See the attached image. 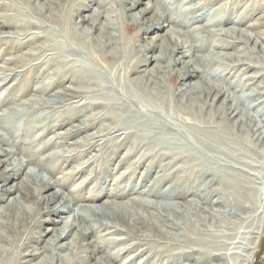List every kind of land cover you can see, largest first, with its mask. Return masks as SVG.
<instances>
[{
	"label": "bare ground",
	"instance_id": "1",
	"mask_svg": "<svg viewBox=\"0 0 264 264\" xmlns=\"http://www.w3.org/2000/svg\"><path fill=\"white\" fill-rule=\"evenodd\" d=\"M37 1L0 0V41L4 42L5 54L12 55L18 50L17 47L34 44L41 35L30 31L33 28L49 29L50 18L54 19V15L57 18L58 1L62 0H49L52 3L49 5L38 4ZM219 1L224 4L212 8ZM241 1L66 0V24L60 20L56 22L61 24L59 38L66 41V69L54 71L57 80L50 79L30 91L36 99L19 103L21 111L10 108L13 110L0 115V123L8 121L5 125L0 124V205L4 204L0 206V216L6 218H0V229L5 231L4 234L0 233V264H86L90 260L94 264H110L105 261L107 257L97 260L95 255L106 246L126 244L127 239L88 242V238L99 230L105 231V235H126L139 242L113 252L114 258L132 254V261L142 256H145L144 261H149L156 256L157 263L165 258L167 264H177L181 260H192L197 253L199 257L195 264L227 260L229 264L251 262L263 235L264 188L249 185V182L241 179L242 176L245 179L251 176L246 171L248 169L245 170L248 166L241 152L248 149L244 144V134L251 141H257V145L264 141V123L251 113V107L255 104L246 105L242 97L235 96L232 90H250L246 100L264 95V45L261 44L264 43V31L254 37L227 26L230 23L237 26L243 22L246 12L251 16L261 12L263 15L250 27L264 28V4L244 10L243 17L240 15L236 22L232 21L231 10L237 9ZM46 20L50 22L48 26ZM3 22H8V26H3ZM193 25L198 27L194 28ZM8 27L19 28L20 31L12 35L8 31L3 32ZM129 30H135V33L133 40L126 42L125 35ZM54 39L51 42L55 43ZM51 42L38 46L36 52L19 53L7 59L4 65H14L16 69L28 67L29 75L37 78L39 73H34V66L29 61L43 60L49 65L52 57L48 58L46 53L55 51L58 48L55 45L59 46ZM250 44L251 49H248ZM258 46L261 50H257ZM235 49L246 51H241L242 55L240 51L233 54ZM2 53L4 51L0 55ZM254 59L258 65H255ZM237 67L244 74L255 71L241 79L251 83L245 84L240 79L234 82L233 87L232 84L221 83ZM5 68L0 67V89L8 84L3 80L14 75V70ZM64 71L66 84L70 87L51 95L52 87L61 85L58 76L64 77ZM250 85H254V88ZM13 89H18L17 84L14 83L5 95L0 96V108L11 106V103L4 105V101ZM50 95L61 99L38 100ZM65 96L66 100L63 98ZM78 98L77 103L84 102L77 106L66 104V110H61V113L69 116L64 118L67 119L66 124L73 121H77V124L59 129V134L47 140V127H54L57 123L41 116L36 117L35 121L31 120L37 112L32 103L38 105V110L47 108L49 114L64 106L65 101ZM218 102L219 105H216ZM262 102L264 97L256 105ZM260 109L264 110V107ZM125 113L132 114L129 115V122H118L117 118ZM81 116L84 119L78 121ZM139 117L144 121L151 118L167 122L173 118L180 119L184 130L178 131L176 136L181 137L183 142L167 136L161 129L140 133L133 126ZM106 122L108 124L105 125ZM96 125L100 126L95 128ZM4 133L8 140L3 137ZM11 138L25 139L20 143L31 147L38 143L40 147L33 154L43 156L32 157L25 162L16 159L18 151L23 155L28 152L18 149L17 144L11 148ZM69 140L73 142L67 145ZM63 146L66 149L62 151L59 148ZM57 149L62 152H51ZM182 155H186L187 161L184 162L203 168L200 178L210 176L209 185H216L209 191L205 187L202 191L205 194H196L197 199L208 204L207 209L191 202L186 206L176 203L174 207H158L157 203L146 200L168 197V192H172L175 199L184 196L182 183H175L164 192L160 190L166 181L179 173L180 168L173 166L182 161L178 159ZM99 157H103L99 165L101 168L98 171L93 169V177H87L81 183L82 187L76 186L69 191L71 203L86 200L94 205L71 210V203L61 191L64 184L76 182L79 176L94 168ZM74 159L83 160L79 169L65 173L62 180L49 181V176L63 171ZM166 159L169 162L159 167L161 175L155 176L150 186L142 190L128 187L127 192H119L120 186L132 181L143 166L146 168L140 171L141 183L151 175L160 160ZM112 161L116 162V167L115 172L113 170L111 173H117L128 165L125 172H121V177L115 178L114 187L104 193V197L110 198V201L102 203L103 195L94 197L91 193L86 198H77L86 189L95 188L98 184L96 180L101 175H107L105 166ZM232 163L241 167L235 168L236 165ZM31 164L45 172L48 178L44 179L31 170L25 171ZM230 171L238 172L241 178L230 175L236 180H221ZM10 180L16 183L9 185L7 182ZM53 187L58 190L52 191ZM219 195L221 197H216ZM126 197H129L128 203L120 202ZM186 210L197 217L200 214L215 221L216 225L207 227L204 234L217 242L187 236H183L185 241L181 240L182 244L176 241L179 235L172 232L184 228L177 220L182 219L181 215ZM169 212L173 213L170 215ZM50 216L55 219L51 220ZM43 225L52 227L44 229L42 234ZM129 226L132 230H128ZM159 227L172 232L162 234ZM231 258L234 259L232 262Z\"/></svg>",
	"mask_w": 264,
	"mask_h": 264
},
{
	"label": "rangeland",
	"instance_id": "2",
	"mask_svg": "<svg viewBox=\"0 0 264 264\" xmlns=\"http://www.w3.org/2000/svg\"><path fill=\"white\" fill-rule=\"evenodd\" d=\"M63 1H65V4L64 5H63ZM126 1L129 2V0H126ZM37 3L38 4H46V5L52 4L51 1L49 2V0H38ZM58 3L59 4L57 5V7H58L57 18L55 19V15H54V19H53V17H52V19L50 18V20H49L51 22V24H49V27L50 28L47 29L48 28L47 27V28L44 29V27H43L40 30L38 28H33L34 30H31L30 31V33H34L35 32L36 34H40L41 35V37L38 38V39H36L37 41L34 44H32L31 46H29V47L25 46L24 48L23 47H19V48L17 47V49H18L17 51H15L12 55H8V54H5L4 44H2L4 42L0 41V52H3L4 51V53H2L0 55V67H5L6 66L7 69L14 70V75H15V72H17V75H15V76L14 75L12 76L11 75V72H10V75H11L9 77L10 79L8 78V79H4L3 80V81H7L8 84L5 85L4 87H2L0 89V96L2 97L3 95H5L6 92L8 91V88L10 86H12L14 83L17 84V86H18V89H13L10 92V94L7 96V98H5L6 100L4 101L5 102L4 105L5 104L8 105L9 103H11V106H7V108L2 106V108H0V115L5 114L7 111H9L10 108H15V111H21L22 110V107L18 105L19 103H22V102L29 103L28 101H31V99L32 100H35L36 99V97H33L30 94V91H32L33 89H35L37 86L41 85L42 83L44 84L45 82L49 81L50 79L57 80V77H55L53 75L54 71H56V70L59 71L61 69L64 70V68L66 69V48H64V46H66L64 42H66V41H63V39H60L59 38V36H60L59 33L61 32V24L60 25L59 24H56V22L59 21V20L61 22H63L62 24H66V0H62V2L58 1ZM222 4H224V3L221 2V1L215 2L213 4L212 8L219 7ZM260 4L263 5L264 4V1H262V0H243V1H241L239 3V7L237 9L235 8L234 10H231L232 17L230 19H232V21H235L236 22L238 20V17L240 15L242 17L244 15L245 20L243 22L237 24V26H235V25L233 26L230 23V24H228L227 27H234L237 30H239L240 32H243L244 34H249V35L251 34L254 37H258L257 34L260 33V32H262V31H264V28L261 26L259 28L252 29L250 26L252 24H254L256 22L257 18L259 16L263 15V14H261V12H258L255 15H252L251 16L246 11H245L246 12L245 13L244 10H249V9L255 8V6L260 5ZM141 7H143V6H140L139 8H141ZM243 13H245V14H243ZM207 18L208 17L204 18V21ZM50 22H48L46 20L45 21V24L48 26V23H50ZM7 23L8 22H3L2 25L5 26V25H7ZM197 27H198V25H195L194 26V28H197ZM4 30L5 31H3V30L2 31L3 32L8 31L9 34H11V35H12V33L19 32L20 31L19 28H13L12 29L10 27L5 28ZM134 33H135V30H129V31L126 32V35H125L126 42H131L133 40ZM54 35H55V39H54ZM42 37H44V38H42ZM46 37H47V39H46ZM52 39H54L55 40V43L56 44L58 43L59 46L55 45V48L58 47L55 51H51V52H47L46 53V55L48 56V58L50 56L52 57V60L51 61H48L49 62L48 63L49 65H47L46 62L43 61V60H37L36 59L35 61H29L30 62V65L34 66V73L35 72L39 73V77L36 78L32 74L29 75V69H28V67H25V68L24 67H21L19 69H16V67H14V65H12V66L11 65H8V66L7 65H4V64H6V62H8V60L11 57L17 56L19 53L26 54V53H30V52H36L35 49L38 48V46L39 47H42L47 42L53 41ZM53 42H51V43H53ZM259 42H261V41L259 40ZM55 43H53V44H55ZM252 44H250L247 48L248 49H251ZM261 44L264 45V43H262V42H261ZM5 47H7V46H5ZM257 50H261V48L258 46L257 47ZM236 51H240V50L239 49H235L234 51H232V53L234 54ZM241 51L242 52L243 51H246V49L241 50ZM241 51L239 52L240 55H242V52ZM46 55L44 56V58L46 57ZM199 55H201V54H199ZM263 59H264V57H263ZM253 62L255 63V65H258V64H256V59H254ZM260 63H262V62H260ZM37 65H38V67H37ZM256 71H260V69H256ZM64 72H65L64 77L58 76L59 77L58 78L59 81H62L61 85L60 86H53L52 87L53 88V91H51V93H50L51 95H54V93H57V92L58 93L59 92H64V91H66V89L68 87H70L69 84H66V71H64ZM253 72H255V71L251 70V71H248V72H246L244 74V72H241V68L240 67H237L236 70L232 73V75H230L229 77H227L226 80H221L222 81L221 83L227 84V85L232 84L231 87H233L234 86L233 84H234V82H236L237 79H240L241 80L244 77L245 78L247 76L249 77V76L252 75ZM236 76H238V77H236ZM241 82H243L245 84L246 83H251V82H249L247 80L246 81L245 80H241ZM263 82H264V80H263ZM263 86H264V83H263ZM250 87L251 88H254V85H250ZM19 90L21 91V93H19ZM258 91H260V90H258ZM261 91H263V90H261ZM232 92L235 94V96H240V98L242 97L241 100H243L244 103L246 102V105L255 104V106L253 108L251 107V113H253L255 115V117H256L257 120H262L263 123H264V110H261L260 109L262 106L264 107V102L256 105L257 104V101L259 99L261 100L264 97V95H262L260 97L259 96L258 97H255L253 99H252V97H250V98H247V100H246V96L249 95L248 93H250V90H246V91L245 90H240V91H238V89L233 88ZM20 94H21V99H20ZM51 95L48 98L47 97H40V98L37 97V98H38V100H41L42 99L44 101L61 99L60 97H56L55 98V97H53ZM37 96H38V94H37ZM63 98L66 100V96L63 97ZM79 100H80V98H78V99H72V101L70 100L71 102L70 101H68V102L65 101L64 106H61L60 109H56V111H53V112H51L49 114H48V109L47 108L44 109V110H38L39 109L38 105L33 102L32 103L34 105L33 107L34 108H37V112L32 115L31 120L35 121V119H37L36 117H40L41 116L43 118L46 117L47 118L46 120H49V121L54 122V123H57V124H55L54 127H52V126H51V128H49V126L47 127L48 130H49V133H48L46 139L47 140L53 139L52 137H54L55 134L57 135V134L60 133L61 130H59V129L65 128V127L67 128L69 126H73V125H76L77 124V121L76 122L75 121L69 122L68 124H66V120L67 119H64V118H68L69 116H68V114L65 115L64 113H61V110L62 111L63 110H66V104L67 105H71V106H77V105H80V104H82L84 102L82 100L79 103H77ZM216 105H219V102ZM57 107H59V106L57 105ZM10 110H13V109H10ZM129 115H132V114L125 113L122 116H120L119 118H117L118 119L117 121L118 122H121V123L124 122V121L129 122ZM138 116H141V115H138ZM82 119H84V117L81 116L77 120L80 121ZM119 119L121 121H119ZM138 119L139 120L137 121V123H135L133 126L138 131L140 130V133H146V131H147V133H150L153 130L161 129V130L164 131V133L167 136H169V137L172 136V138L177 139V140L183 142V139H181V137H177L176 136V133L178 131L180 132L181 130H184L183 129L184 127H182V124H181L182 122H181L180 119L173 118L171 120H168V122L167 121H163V120L160 121V120L155 119V118H151V119L145 120V121H144V119H141L140 120V117ZM61 120H63V121H61ZM131 120H132V118H131ZM171 121H173V122H171ZM217 121L218 120H216V123H218ZM58 122H60V123H58ZM5 123L7 124L8 121L5 120V121L1 122L0 124L5 125ZM104 124L106 125L108 123L106 122ZM99 126L100 125H96L95 128H98ZM170 127L172 128L171 130H170ZM25 128L27 129V127H25ZM141 130H143V132ZM51 133H53V134H51ZM5 134L6 133L3 134V137L8 140V136L5 135ZM122 136H121V138H123ZM243 138L245 140L244 141L245 142L244 144H245V146L248 149L246 151L244 150V151L241 152V155H242L241 157L244 158L243 161L246 163V166H248V168H245V170L246 169L250 170V171H248V170H246V171L247 172H250V175L251 176H249V177H247L245 179V177L243 178V176H242V178L239 177V173L238 172H232L231 173V171H230L229 172V175L227 177L221 178V180L224 179V180H229V181L230 180L231 181L233 180L234 181L236 179H234L231 176H237V177H239L241 179H244V181H246L247 183L249 182V185H253L255 187L256 186L257 187L259 186L260 188H264V152H263L264 141L258 142V145H257V143H256L257 141L256 142L251 141V138H249L248 135H245L244 134L243 135ZM76 140H78V139H76ZM21 141H24L25 142V139L24 140L23 139H20V138L15 139V140H13L12 138L10 139V146H11V148L13 147L14 144H17L18 145V149L19 148H20V150L21 149H24V150H26L28 152V154L23 155L20 151H18L17 155L15 156L16 159L25 162L26 160L32 159V157L33 158H41L43 156V154L42 155L41 154L40 155L37 154V156L33 154V151H36L40 147V145L38 143H36V145L34 147H31V146H26V145L20 143ZM71 142H73V141L72 140L71 141L70 140L67 141V145L70 144ZM64 148L66 149V146L60 147L59 149H61L63 151ZM61 150H60V152H62ZM51 152H53V153H60L58 149L57 150H54V151H51ZM250 152H253V153H250ZM92 154H96V152H92ZM149 155H150V153H149ZM185 156L186 155L178 156V159H181L182 161L179 162V163H177L176 166H173V168L174 167H179L180 168L179 173L174 174L170 180L166 181L162 185V187H160L161 192L162 191L164 192V191L168 190V188H170L171 186H173L175 183H179V184L182 183L184 185V190H183V195L184 196L182 198H180V199H175L172 196V194H171L172 192H168V193H166L168 195V197H160L158 199L147 198L146 200L151 201V202H154V203H157V206L158 207H160V206L164 207L165 205L174 207V205L176 203H179V204H182V205L186 206V203L191 202L193 204L197 203L198 206L200 205V207L203 208V209H207L208 208V204H205L203 201L197 199L198 197H197L196 194L197 193L198 194L199 193L200 194L201 193L202 194H205V192H202L205 187L207 188V191H209L210 188L211 189L212 188H215L216 185L214 183L209 185V180L211 179L210 176H207V177L205 176V178H200L199 177V174H200V172H202L201 169H203V168L200 169L201 166L194 167V166L189 165L188 162H184V161H187V159L185 160ZM195 156H197V155H195ZM102 158L99 157L98 158V161H97V164L94 166V168L93 167L90 168L89 171L86 172V174L79 176L78 179L76 180V182H73V183L69 182V183H65L64 184V189H62L61 191L64 194V197L67 198V200H69L70 203H71V199H70L69 191L73 190V188H75L76 186L77 187H82V184L81 183L84 180H87V177H89V178L93 177V175H94L93 169L98 171L101 168V166H99V165L103 162L102 161ZM198 158H201V157L198 156ZM178 159H176V160H178ZM166 160H160L157 163V165L155 166V168L153 169L151 175L144 182L141 183L140 180H139L140 179V176H141L140 171L142 172L146 168L145 166H143L142 167L143 170L142 169L138 170L137 173H136L135 178L132 181H130V182L128 181L124 186H120L119 192L120 193L127 192L128 187H133V188L135 187L136 189L139 188L140 190H142V189H144V187L150 186L152 184L153 179L155 178V176H160L161 175V173L158 172L159 171V167L162 166V165H165V164H167L169 162V159H166ZM84 161H85V159H84ZM81 162H83V160L74 159L72 161V163H70L69 165H67L64 168L63 171L55 172L52 175V177L49 176V179H50L49 181L51 183H53V181H55V180H62V177H63V175L65 173L66 174L67 173H71L75 168L76 169H79V167H81L80 166L81 165ZM147 162H149V161H147ZM202 162H203V160H202ZM250 163H252V164H250ZM179 164H181V165H179ZM232 164H234V163H232ZM127 165L128 164H126V166H124L117 173H111V172H113V170L116 167V162L115 161H112L111 163H109L108 165L105 166V168L107 169V175H105V176L101 175L96 180L98 182V184L95 186V188H93V189L92 188L91 189H86L85 192H82L81 194H78L77 195V198H79V199L86 198V196L88 194L89 195L92 194L94 197H97V196L99 197V196H102V195L104 197L105 196L104 193L107 192V191L109 192L110 191L109 189H112V187H114L115 180L117 178H120L121 177V172H125V170L127 168ZM234 165H236L235 168H237L238 166L241 167V165H237V164H234ZM28 166L29 167H26L25 171H30L31 170V171H34L36 174H38V176H40V177H42L44 179H47L48 178V175H46L45 172L39 171L37 168H35L34 165L31 164V165H28ZM1 169H2V167L0 168V171H1ZM90 170H92V171H90ZM114 172H115V170H114ZM258 172H260V173H258ZM183 177H184V179H182ZM20 178H21V176H20ZM7 183L9 185H12L13 183H16V182L14 180H10ZM54 190H58V188L56 189V188L53 187L52 191H54ZM129 194H130V192H129ZM216 197H221V196L219 195V196H216ZM128 198L126 197L125 199L120 200V202H122V203H128ZM101 201H102V203L103 202H106V201H110V198L104 197V198H102ZM82 202H84V203H82ZM262 202L264 203V199H263ZM93 205L94 204H91V202H86V200H82V201L80 200L76 204L75 203H71L70 204V208H71V210L76 211L80 206H88V207H91ZM0 206H4V204L1 203ZM166 210H168V209H166ZM263 210H264V207H263ZM80 211H81V209H80ZM174 211L175 210H173V212ZM5 212L8 213L7 210ZM173 212H171V213H173ZM171 213L169 212L170 215H171ZM183 213L181 215V218L182 219H178L177 220L178 221L177 223L180 224L185 229L184 228H180L177 231L179 233H177L176 231H173L172 232V231H170L168 229H162V227L160 229V227H159V230L161 231V233L168 235L167 232L170 231V232H172L175 235H179V237L178 236L176 237V241L177 242H180L179 244H182V241H185L183 239V236L190 237V239L196 238V239H199L200 241H202V240L208 241V242H211V243L217 242L216 240H213L210 236H206L205 237L206 234H204L207 231V227H213L214 224L216 225V223H215V221L213 219L207 218L206 216L205 217L204 216L202 217V215H200V214H198V216H200L201 218L200 217H197L196 214L193 213L190 210H186ZM263 215H264V212H263ZM44 217L47 218V216H44ZM0 218L6 219L3 216H0ZM50 219L53 220L55 218L53 216H50ZM209 219H211V220H209ZM185 220H187V222ZM103 221H105V220L103 219ZM153 222H156V221L153 220ZM158 223H159L158 226H160V222L159 221H158ZM183 223H184V225H183ZM51 227L52 226H50V225L49 226L43 225L42 226V234H44V229H46V228L47 229H51ZM194 229H195V231H194ZM123 230H126V229H123ZM128 230H132V227L130 228V226H129L128 227ZM183 230H184L185 233L184 232H181ZM3 232H5V231L3 229H0V233H3ZM134 232L136 233V230H134ZM200 232H201L202 236L200 235ZM105 234H107L105 231L99 230L98 232H95L93 234V236H90L88 238V242H99L102 239H112V240L114 239L113 241H115V240H123V239L126 240L127 239V243L126 244H117L116 246H113V247L112 246L111 247H107L106 246L104 249H102V252L97 253L95 255V259H97V260H99L100 258L103 259V258H106L107 257L105 259V261L110 262V264H167V261H166L165 258H161L160 259V262L157 263L156 260L158 259V257H156V256L153 257L149 261H144L145 256H142L141 257L142 259L140 258V259H138L136 261H132V254L131 255H123V256H119L118 258H114L113 257V252H117L118 249L123 248L125 245H131V244H135V243H139V242L137 240L132 239L131 237L126 236V235L109 236V235H105ZM33 236L36 237L37 234H33ZM155 239L157 241H159L157 238H155ZM38 246L40 247L41 244L38 245ZM202 250L204 251V249H202ZM62 253L65 254V252H62ZM64 254H62V255H64ZM198 257H199V255H197V253H196V254L193 255V259L192 260H181L177 264H195V260L198 259ZM139 260H141V261H139ZM233 260L234 259L231 258L230 261L232 262ZM229 263L230 262L227 260V261H224V262L223 261H212V263L209 262L208 264H229ZM32 264H34V263H32ZM86 264H94V262L90 260ZM249 264H264V228H263V235H262V237H261V239H260V241L258 243L257 251L255 252V254H254V256L251 259V262Z\"/></svg>",
	"mask_w": 264,
	"mask_h": 264
}]
</instances>
